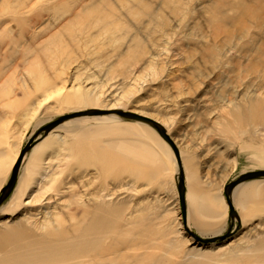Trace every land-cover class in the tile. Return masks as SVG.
<instances>
[{
  "label": "rangeland",
  "instance_id": "1",
  "mask_svg": "<svg viewBox=\"0 0 264 264\" xmlns=\"http://www.w3.org/2000/svg\"><path fill=\"white\" fill-rule=\"evenodd\" d=\"M230 3L0 0V196L22 149L44 139L39 132L46 124L74 112H103L78 116L84 119L53 131L50 144L26 155L0 206V233L7 225L41 233L49 221L69 229L71 216L83 220L100 193L121 210L127 244L119 242L117 264L260 260L264 178L238 185L255 194L245 207L235 197L239 221L230 217L224 188L243 173L264 170V120L244 112L252 111L251 98L264 97V26L235 15ZM119 110L159 121L176 141L189 174L188 227L200 233L198 225L215 226L220 216L225 234L232 226L230 237L203 244L191 236L178 164L159 145L156 128ZM145 127L147 137L137 131ZM134 144H144L143 158L132 153ZM30 198L38 200L25 204ZM96 241L103 248L113 242L109 236Z\"/></svg>",
  "mask_w": 264,
  "mask_h": 264
},
{
  "label": "bare ground",
  "instance_id": "2",
  "mask_svg": "<svg viewBox=\"0 0 264 264\" xmlns=\"http://www.w3.org/2000/svg\"><path fill=\"white\" fill-rule=\"evenodd\" d=\"M224 2H231L229 4V8L236 11L237 14L235 15L241 16L244 20L249 19V20L255 21L260 25L261 28H263L264 26V0H224ZM216 12L219 13L218 9ZM244 26L245 25L242 26L241 31L243 33H249L250 26L247 25V28ZM262 53L264 54V51ZM251 99L255 101V105L252 106L251 108L252 111L246 108L244 112L247 115L251 113V115H253L252 116L253 119L260 118V120H264V97H262L261 99L259 98H251ZM259 105L260 107H258ZM234 111L236 110L234 109L233 112ZM94 118L104 120V118L106 117L96 116ZM82 119H84V117H77L70 121H66L63 124H60L53 130H51L48 135L41 136V138L45 137V139L42 140L39 144L34 145L33 146L34 148L31 150L33 151L34 149H38L39 151L40 146L43 147L47 145V143L50 144L49 140L47 139L50 137L52 138L51 135L53 134V131H56L57 129L65 125L66 123L80 122V120ZM137 131L143 137H147L148 135L151 134L150 131L146 127L141 128ZM161 139H162V144L159 143V145L160 146L163 145L166 151L171 155L175 163H177V158H175V155H174L175 152H173L174 151L173 148L171 147V145H169L166 142V140L162 136H161ZM136 144H134L133 147L130 149L132 150V153H134L135 157L139 156L143 158V156H140V155L145 153L146 148L144 147V144H141V145H136ZM180 153H181V150H180ZM42 154H45V152ZM181 158H182V164H183V154L182 153H181ZM47 159L48 160L47 161L45 160V161L47 164H49L51 158L48 157ZM188 175L189 174L186 171L185 177H186L187 186H188V182H187ZM234 190L235 192H233V203L235 204V197L237 196V194H239V197H240L239 204H241L243 207L246 206L247 199L249 197L252 198L255 195L253 194V192H247L248 191L247 189L238 188V186ZM187 197H188V194L186 196V202H187ZM189 197L193 198V194H191V192H189ZM211 197H213V195H211ZM214 197L216 199L219 196L215 195ZM38 198L41 200V196H39ZM38 198H35V199L30 198L27 201L25 200L26 202L25 201L24 202L27 205H31L36 200H38ZM104 198H106V195L104 194L99 193L95 195V197L93 198L95 203L92 206V208H89V207L85 208L83 220H81V218L76 219L74 215L71 216V219L72 218L75 219V224H73V226L69 229L63 228L62 223L56 222V224H54L55 222L50 223V221L48 225H46L44 222V224L42 225L43 232L41 233L33 232L31 229L26 228L22 225L16 226V227L15 225L14 226L7 225V227H5L6 228L5 231L1 229L2 231L0 233V264H45V263L46 264H49V263L117 264V260L120 256L118 244L119 242H122V241L123 243L127 244V240L124 237L125 234L123 235L120 234V229L118 226V219L121 216L120 207L109 205L108 203L104 202V200H102ZM212 199L213 198H211V200ZM202 200L204 201V199ZM203 203L204 202L201 201V204ZM198 206H200V204ZM88 213H91L92 216L90 218H87L86 220L85 217L89 215ZM10 221H12V218L8 217L6 219V222H10ZM2 223L3 221L0 218V225H3ZM127 233L130 234L129 231ZM105 236H109L113 242L109 244V246H107L106 248H103L102 244L98 243L96 240H97V237L102 238ZM117 238H122V240L118 241ZM262 246H264L263 243L260 246V251H261L260 260L256 258L254 261H251L254 264L256 263L264 264V247ZM223 248H224L223 246H218L217 249H223ZM198 249H203V247L198 246ZM254 249H257V248L254 247L251 251H254ZM86 258H88V261L85 260ZM123 264H127V263L124 262Z\"/></svg>",
  "mask_w": 264,
  "mask_h": 264
},
{
  "label": "water",
  "instance_id": "3",
  "mask_svg": "<svg viewBox=\"0 0 264 264\" xmlns=\"http://www.w3.org/2000/svg\"><path fill=\"white\" fill-rule=\"evenodd\" d=\"M117 113L119 115L125 117V118H128V119L139 120V121L149 123L151 126H153L154 128L157 129L159 134L173 148L175 155H176V158H177V163H178V168H179V173L177 175V189H178V194H179L180 206H181L183 217L185 219V225L187 227L188 232L191 234V236H193L197 240V242H200L203 244L213 243V242H216L218 240H225L228 237H230L233 233L232 232V226L230 227V230L226 234L221 235V236H217V237H211V238H204V237L198 235L196 232H194L193 230H191L188 227L187 222H186V219H187V202H186L187 185H186L185 171H184L183 164H182L181 153H180V149H179L177 143L173 140L171 135L168 133L165 126H163V124H161L159 121H157L155 119L149 118L147 116H144V115L132 112V111L119 110ZM87 114L99 115V114H103V112H101V111H88V112L81 111V112H74L72 114H66V115L61 116L57 120H54V121L46 124L40 130L39 133L41 134V136L48 135L51 130H53L54 128H56L60 124H62L64 121H66L70 118H73V117H78V116L87 115ZM34 145H35V142H34V138H33L22 149L20 156H19L16 164L13 167L10 180L8 181L7 185H5L1 190L2 194L0 196V206L3 204V202L10 196V194L15 189L16 184L18 182L19 173H20V169L22 166L23 159H24L25 155L33 148ZM256 178H264V170H256V171L243 173L238 179L230 182L229 184H227L225 186L224 191H225L227 203L229 205V213H230V217L233 220H235V219H237L238 221L240 220L239 213L237 212L235 205L233 203L234 189L239 184H241L247 180L256 179Z\"/></svg>",
  "mask_w": 264,
  "mask_h": 264
},
{
  "label": "crops",
  "instance_id": "4",
  "mask_svg": "<svg viewBox=\"0 0 264 264\" xmlns=\"http://www.w3.org/2000/svg\"><path fill=\"white\" fill-rule=\"evenodd\" d=\"M44 139H45V137H44ZM187 190H188V187H187ZM186 196H187V194H186ZM187 199H188V197H187ZM219 217L217 218L216 225L215 226H211L212 228L211 227H208V226L205 227L202 224L201 225H198V227H199V229H200L201 232L200 233H197L196 232V233L198 235L202 236V237H208V238L220 236L221 233L223 235L224 230L227 228V225L225 224V222L223 221V219L222 218H219Z\"/></svg>",
  "mask_w": 264,
  "mask_h": 264
}]
</instances>
